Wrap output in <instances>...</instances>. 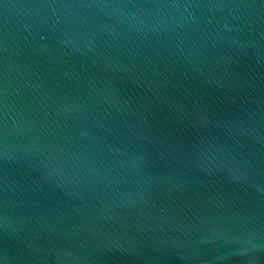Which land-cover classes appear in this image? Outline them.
<instances>
[{
  "label": "water",
  "instance_id": "obj_1",
  "mask_svg": "<svg viewBox=\"0 0 264 264\" xmlns=\"http://www.w3.org/2000/svg\"><path fill=\"white\" fill-rule=\"evenodd\" d=\"M0 264H264V0H0Z\"/></svg>",
  "mask_w": 264,
  "mask_h": 264
}]
</instances>
